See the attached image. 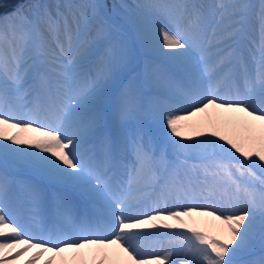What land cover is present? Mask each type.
<instances>
[{"label": "snow or ice", "instance_id": "snow-or-ice-1", "mask_svg": "<svg viewBox=\"0 0 264 264\" xmlns=\"http://www.w3.org/2000/svg\"><path fill=\"white\" fill-rule=\"evenodd\" d=\"M0 264H264V0L0 11Z\"/></svg>", "mask_w": 264, "mask_h": 264}, {"label": "bare ground", "instance_id": "bare-ground-1", "mask_svg": "<svg viewBox=\"0 0 264 264\" xmlns=\"http://www.w3.org/2000/svg\"><path fill=\"white\" fill-rule=\"evenodd\" d=\"M126 2L132 3V0ZM154 133L156 137L163 135L165 133L164 125L162 123L156 125ZM8 174L10 178L16 181V183L13 185V189L14 192L17 194V196L20 197L19 199L11 201L9 207L20 217L22 222L30 223V218L28 217L29 215H28L27 205L24 203L22 199V182L33 180L34 177H32L30 173L24 170H18L12 168L9 169ZM50 211H51L50 208L45 209L46 214L50 213ZM32 232L33 234L47 235L48 228H46L45 225L42 223L38 228L33 226ZM156 241H159V243L155 244L156 250L168 249L167 248L169 247L168 240L163 237H152L151 241H149L148 243H155Z\"/></svg>", "mask_w": 264, "mask_h": 264}, {"label": "rangeland", "instance_id": "rangeland-1", "mask_svg": "<svg viewBox=\"0 0 264 264\" xmlns=\"http://www.w3.org/2000/svg\"><path fill=\"white\" fill-rule=\"evenodd\" d=\"M126 1H129V0H123L124 3H128ZM105 3L108 4L109 8H111L113 5H117L119 3H121V0H104ZM169 248V247H167Z\"/></svg>", "mask_w": 264, "mask_h": 264}, {"label": "trees", "instance_id": "trees-1", "mask_svg": "<svg viewBox=\"0 0 264 264\" xmlns=\"http://www.w3.org/2000/svg\"><path fill=\"white\" fill-rule=\"evenodd\" d=\"M14 0H2V8H0V11L9 6V4L13 3Z\"/></svg>", "mask_w": 264, "mask_h": 264}]
</instances>
